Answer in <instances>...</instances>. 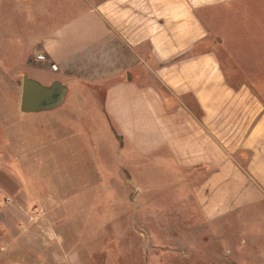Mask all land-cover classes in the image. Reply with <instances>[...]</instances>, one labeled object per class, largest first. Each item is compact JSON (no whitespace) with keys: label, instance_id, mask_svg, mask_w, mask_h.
I'll return each instance as SVG.
<instances>
[{"label":"crops","instance_id":"0c3cea01","mask_svg":"<svg viewBox=\"0 0 264 264\" xmlns=\"http://www.w3.org/2000/svg\"><path fill=\"white\" fill-rule=\"evenodd\" d=\"M86 1L26 40L22 62L53 75L41 85L102 86L117 138L178 175L205 220L264 203V0Z\"/></svg>","mask_w":264,"mask_h":264},{"label":"rangeland","instance_id":"374dc122","mask_svg":"<svg viewBox=\"0 0 264 264\" xmlns=\"http://www.w3.org/2000/svg\"><path fill=\"white\" fill-rule=\"evenodd\" d=\"M86 5L0 0L15 71L0 73V264H264V203L205 220L178 175L117 138L102 86L75 82L58 108L20 112L23 76H53L22 62L26 40Z\"/></svg>","mask_w":264,"mask_h":264},{"label":"water","instance_id":"95a60500","mask_svg":"<svg viewBox=\"0 0 264 264\" xmlns=\"http://www.w3.org/2000/svg\"><path fill=\"white\" fill-rule=\"evenodd\" d=\"M66 90L57 80L46 86L25 75L20 89V112L28 115L52 111L62 105Z\"/></svg>","mask_w":264,"mask_h":264},{"label":"built area","instance_id":"2783aa9c","mask_svg":"<svg viewBox=\"0 0 264 264\" xmlns=\"http://www.w3.org/2000/svg\"><path fill=\"white\" fill-rule=\"evenodd\" d=\"M36 58L39 59V60H41V59H43V56L38 55V56H36ZM51 68L54 69V67H51Z\"/></svg>","mask_w":264,"mask_h":264}]
</instances>
